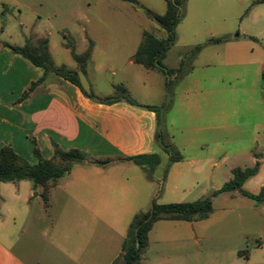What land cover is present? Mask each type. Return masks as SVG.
Segmentation results:
<instances>
[{"label":"rangeland","instance_id":"374dc122","mask_svg":"<svg viewBox=\"0 0 264 264\" xmlns=\"http://www.w3.org/2000/svg\"><path fill=\"white\" fill-rule=\"evenodd\" d=\"M2 1L6 8L9 0ZM19 1L33 2L38 8L42 25L50 33L54 67L75 68L67 43L73 40L75 53L81 55L91 39L89 32L127 30L140 36L145 31L158 40L167 37L144 11L121 0H40L43 9L36 5L38 0ZM136 1L153 14L163 15L166 11L165 0ZM182 9L176 40L162 61L169 74L127 66L124 61L130 54L128 50L107 55L123 64L119 70L101 67L105 56L96 52L88 78H79L82 90L98 99L110 98L120 95L115 86H123L128 80L138 98L156 103L162 145L181 158L175 168L179 173L173 177H177L180 187L189 189L162 192L158 204L190 203L210 197L232 177V169L252 168L256 162L258 174L244 184V189L258 194L264 187V3L185 0ZM19 11V18L28 25L33 16L23 7ZM19 18L9 23L3 39L19 41ZM79 18L91 22L82 21L80 25L76 22ZM81 27L85 28L83 32ZM64 34L74 37L65 39ZM222 37L228 41L207 44L212 38ZM127 43L126 47L132 46L129 40ZM198 45L203 48L193 57L191 53ZM157 145L162 150L161 144ZM158 156L160 163L151 174L135 165H121L105 173L109 175L105 182L97 183L93 174L74 172L69 177H85L98 185L100 194L109 196V204L98 208L94 217L50 209L48 237L98 239L99 264H121V246L133 216L149 210L161 187L168 155L162 151V157ZM180 177H185L182 182ZM190 177L192 180L187 182ZM36 203L43 204L41 200ZM212 205L213 212L206 220L156 222L140 264H254L262 259L255 249L258 244L264 247L263 208H254L255 202L237 192L212 197ZM77 223L86 226L75 227ZM240 251L249 252V258L239 257Z\"/></svg>","mask_w":264,"mask_h":264},{"label":"crops","instance_id":"0c3cea01","mask_svg":"<svg viewBox=\"0 0 264 264\" xmlns=\"http://www.w3.org/2000/svg\"><path fill=\"white\" fill-rule=\"evenodd\" d=\"M255 3L261 4L264 0H255ZM5 5L1 0L0 149L11 147L17 155L32 164L36 163L35 151H38L45 160L52 159L54 145L63 151L78 150L89 160L110 162L105 165L86 162L75 166L66 177L59 180L49 190L46 201L41 196L42 189L35 188L30 181L0 183V264H99V240L92 237L73 240L48 237V228L51 224L48 223L47 212L50 209H57L61 213L71 211L75 214H88L94 217L98 208L109 204V196L101 195L98 185L87 181L85 177L69 176L74 172L83 174V176L90 173L96 177L94 181L97 183L105 182L109 177L105 174L106 172H111L117 166L134 165L126 160L128 158L151 154L161 156L162 150L159 149L155 137L158 130L157 115L146 109V107H157L156 103L138 98L132 92L128 80H125L123 87H126L128 96L138 106L131 105L123 99L113 104H101L95 99L88 98L81 91V77L88 78L89 64L93 61L96 52L105 56L101 67L111 66L110 69L119 70L123 64L107 55L128 50L130 54L124 61L127 66L141 67L153 74L159 72L147 70L132 60L146 32L142 31L140 36L127 30L89 32L91 39H89V44L87 41L81 55L75 53V42L72 40L76 56H82L86 51L91 50L85 63V73L80 72L75 61L76 67L72 70L65 67L67 70L77 72L78 79L80 78V89L53 73L44 76L40 68L35 67L27 59L13 53L5 46L8 44L23 47L27 43L37 45L41 40L48 41L50 35L48 28L42 25V18L37 12L38 8H34L33 2L21 3L19 0H9L7 9L4 8ZM36 5L43 9L42 1L38 0ZM20 7L33 16L28 25L20 19L22 16V11H19ZM18 18L19 41L15 43L3 39L9 23ZM82 21L87 24L91 22L88 18L84 20L79 18L76 22L83 25ZM81 29L83 32L85 28L81 27ZM132 34L135 35L131 36ZM63 37L72 39L74 36L64 34ZM115 38L121 40H114ZM28 39L30 42H27ZM127 40L131 42V47H126ZM47 51L52 61L49 41ZM42 77V82L32 92L25 95L30 86ZM179 163L178 161L172 164L166 174L163 183L164 194L189 190L180 187L176 183L177 177H173L174 173H179L175 170ZM69 178L74 179L67 182ZM184 178L180 177V181L182 182ZM232 178L233 175L227 179L230 181ZM189 180L191 181L192 177L188 178L187 182ZM262 189L264 187L260 192ZM39 200L43 204L36 205ZM253 202L256 204L254 208L261 206L264 210V203ZM91 224L90 222L88 225L90 228L93 225ZM74 226L82 229L86 224L77 223ZM255 251L260 252L259 256L263 258L254 261V264H264V247L258 244ZM237 254L239 257L245 255L247 259L250 255L246 251H240Z\"/></svg>","mask_w":264,"mask_h":264},{"label":"trees","instance_id":"16d2710c","mask_svg":"<svg viewBox=\"0 0 264 264\" xmlns=\"http://www.w3.org/2000/svg\"><path fill=\"white\" fill-rule=\"evenodd\" d=\"M132 4L137 9L145 12V14L154 20L160 28H162L167 37L164 40H158L150 34H144L143 39L133 56V62L137 65L144 67L147 70H159L166 74L169 71L162 65L167 51L174 45L176 40L175 29L183 17V4L185 0L179 2L178 0H165L166 11L163 15H156L142 6L136 0H121ZM228 41L226 37L212 38L208 40L207 44H220ZM48 41L41 40L37 45L26 44L23 47H15L5 44L13 53L18 54L35 67L40 68L44 76L48 73H53L57 77L71 83L77 88L81 89L77 72L67 70L64 67H54L51 58L47 51ZM67 48L70 49L73 60L77 63L80 72L85 73V63L90 56L91 50L86 51L82 56L74 54L72 41L67 43ZM203 45L196 46L191 55L194 57L198 54ZM33 83L28 91L32 92L40 82ZM81 91L88 98L95 99L101 104H113L120 100H125L131 105L138 106L127 94L123 86H115L116 93L110 98L98 99L91 94ZM146 109L155 112L157 115L156 142L162 146V151L168 155L167 168L164 176L162 177L161 187L157 194L151 201V206L146 212H138L133 216L129 225L127 235L121 247V255L119 260L121 264H140L141 255L148 244V234L153 225L158 221H180V222H195L202 221L211 215L213 212L212 197H216L224 193L237 192L243 198H247L256 202L264 203V189L258 194L253 195L243 189L244 183L258 172L259 163L252 168L241 169L236 167L232 169L231 173L233 178L226 182L219 190L213 191L210 197L202 198L190 203H171V204H158L157 199L163 192V182L165 181L166 174L170 166L178 162L181 158L179 155L171 152L167 146L162 145L160 137V120L158 115V107H146ZM36 163L32 164L25 158L17 155L11 147H3L0 149V183H14L19 181H30L35 188L42 189V198L44 201L47 199L49 190L55 186L59 180L66 177L75 166L91 162L98 165L108 164L110 161H97L89 160L83 153L78 150L63 151L54 145V154L52 159H43L38 151H35ZM89 160V161H88ZM134 165L145 169L151 174L153 170L159 165L160 159L157 154L142 155L126 159ZM151 179V177H149ZM247 253V252H246Z\"/></svg>","mask_w":264,"mask_h":264}]
</instances>
